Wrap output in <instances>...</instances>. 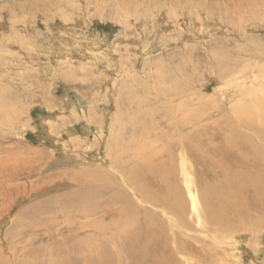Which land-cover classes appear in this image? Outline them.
Here are the masks:
<instances>
[{"label":"bare ground","instance_id":"bare-ground-1","mask_svg":"<svg viewBox=\"0 0 264 264\" xmlns=\"http://www.w3.org/2000/svg\"><path fill=\"white\" fill-rule=\"evenodd\" d=\"M161 19L163 28H168L167 19ZM152 44H141L142 57L154 55ZM160 44L166 41L161 39ZM86 50L96 52V47ZM222 53L216 78L223 79L233 73L234 59ZM169 69L161 63L156 77L151 72L138 77L137 73L117 71L128 76L129 85L124 87H132L134 94L112 114L107 136L103 123L94 121L102 104L78 94L75 102L66 99V108L74 116L80 108L85 116L92 106L93 115L82 125L78 122L80 134L73 124H66L67 145L62 134L49 129V141L54 138L63 154H55L53 147L46 154L18 144L9 145L7 153L5 147L2 157L6 160L7 155L11 163L4 170L11 172L2 174L5 178L2 176L0 184L6 185L9 209L2 213L1 208L0 234L7 221L5 214L18 200L22 176H50L66 171L67 165L62 164L67 162L81 166L62 182L29 189L22 197L31 199L43 189L45 193L70 186L63 193L66 200L60 203L67 213L56 223L44 219L31 237L51 236L66 244L57 243L60 248L56 250L45 246L36 250L32 243L18 246L19 238L12 239L0 248V264H192V259L198 264H233L225 250L233 233L258 235L264 230V88L248 91L249 98L227 112L219 103L208 102V109L219 115L206 126L202 122L211 114L205 112L203 102H196L198 93L192 92L193 82L186 79L195 69L183 72L177 63L174 73ZM8 135L0 133L2 145L9 141ZM93 151L100 160L86 166ZM57 166L60 170L50 173ZM189 214L199 225L191 235L194 242L207 239L202 246L181 235L192 231ZM70 241L77 242L67 244Z\"/></svg>","mask_w":264,"mask_h":264},{"label":"rangeland","instance_id":"rangeland-1","mask_svg":"<svg viewBox=\"0 0 264 264\" xmlns=\"http://www.w3.org/2000/svg\"><path fill=\"white\" fill-rule=\"evenodd\" d=\"M161 18L167 19L168 28H163ZM161 39L166 44L161 45ZM150 43H154L156 52L144 58L139 53L141 44ZM90 46H95L96 52L88 53L86 49ZM221 53L235 60L233 73L223 79L216 78ZM164 62L173 73L176 63L183 67V72L195 69L186 79L193 82L192 92L198 93L196 102L200 101V105L203 102L205 112L211 114L202 122L209 126L219 113L209 110L207 105L219 103L227 112L239 101L248 99V91L264 88V0H0V133L9 134L8 142L3 145L0 142V182L5 176L2 174L11 172L9 168L4 170L11 163L7 162V155L6 160L2 157L5 147L18 144L25 150L39 149L42 154L49 153V147H53L59 155L64 152L54 145V138L49 141V129L62 134L63 143L69 139L65 136L66 124H73L80 134L81 125L93 115L92 106L87 107L85 116L80 108L74 116L66 108V99L75 102L80 94L93 102L99 101L102 105L94 121L103 123L107 136L112 114L134 94L132 87H124L129 85L128 76H121L117 71L123 69V73H137L138 77L151 72L156 77ZM89 160L85 165L92 167L99 162L100 155L93 151ZM62 165H67L66 171L20 178L18 200L10 213L5 214L7 221L2 226L0 248L3 242L18 238V246L32 243L36 250L44 246L56 250L60 248L57 243L66 244L51 236L31 237L44 224V219L56 223L67 213L66 206L60 203L66 200L63 193L70 186H58L45 193L43 189L32 194L31 199L22 198L29 189L39 190L62 182L81 166L68 162ZM57 168L50 173L60 170ZM5 187L0 184L2 213L9 209ZM187 220L192 231L181 235L202 246L207 239L194 242L191 237L199 225L192 214ZM230 239L225 250L230 259L232 256L231 263L264 264V230L258 235L249 231L233 233ZM190 262L198 264L193 259Z\"/></svg>","mask_w":264,"mask_h":264}]
</instances>
